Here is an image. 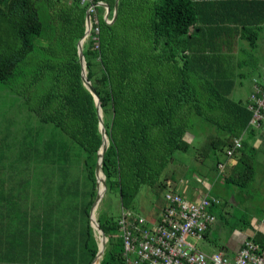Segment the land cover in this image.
<instances>
[{"label":"trees","instance_id":"1","mask_svg":"<svg viewBox=\"0 0 264 264\" xmlns=\"http://www.w3.org/2000/svg\"><path fill=\"white\" fill-rule=\"evenodd\" d=\"M95 2L109 5L111 20L98 5L100 32L97 40L92 33L84 44L88 79L100 98L109 139L102 166L106 193L118 192L123 208L134 211L143 185L165 188L162 175L179 155L194 149L189 132L202 126L217 131L215 139L205 140L203 156L216 158L218 173L223 163L219 156L227 157L234 140L242 138L229 175L221 172L224 182L239 192L233 187L224 199L213 194L221 201L211 208L216 221L226 207L238 203V193L243 203L249 200L246 192L256 178L260 147L255 142L264 133L250 126L248 101L231 94L237 78L246 76L236 71L243 65L238 53L246 43L252 49L258 46L264 0H119L114 20L116 0ZM87 9L80 0H0V82L23 94L41 123L61 129L80 147L90 181L85 247L87 264H93L98 239L90 211L97 196L103 135L78 55ZM31 144L30 154L39 153L38 143ZM44 145L49 156L52 143ZM19 155L26 157L24 149ZM98 218L108 237L101 264H126L120 216ZM247 228H253L250 220ZM256 231L246 239L264 250V233Z\"/></svg>","mask_w":264,"mask_h":264},{"label":"rangeland","instance_id":"2","mask_svg":"<svg viewBox=\"0 0 264 264\" xmlns=\"http://www.w3.org/2000/svg\"><path fill=\"white\" fill-rule=\"evenodd\" d=\"M108 20L111 21L109 18ZM257 45L252 49L246 43L245 51L238 53L237 57L243 62V65L236 71L246 73V76L237 78V85L231 94V97L237 101H248L253 87V79L263 76L264 58L260 56V50L264 49V28ZM25 101L23 94L11 91L4 83L0 82V154L10 152V155L19 156L20 151L24 149L25 164H12V167L17 168L15 172L34 174L31 182L35 188L61 189L62 194L56 196L57 200L55 199L56 212L51 210H47V212L56 214L58 227L61 228L64 250L66 245H73V248L77 249V260L74 258L72 264H87L89 252L85 247V232L86 209L90 199V181L84 170L82 151L61 129L51 124L41 123L39 118L29 111ZM259 132L260 134L264 133V129H260ZM189 135L194 149L188 154L179 155L176 162L164 172L162 178H164L166 186L163 190L151 188L148 185L141 187L134 201L135 213L149 218L156 217L166 202L165 192L169 188H178L179 192L183 195L186 194L189 199H191L190 193L198 194L200 191L222 198H227L233 187L236 192H239L238 187L224 182V173L227 176L231 171L229 163H227L230 159L224 157L225 155L219 156L226 165V171L218 173L215 168L216 158L205 159L203 156L204 147L207 144L205 140L215 139L217 131L197 126L195 131L189 132ZM46 141L52 143L49 156L45 154L44 142ZM32 142L34 145L38 143L39 153L32 150L35 154H30ZM259 146L255 161L256 178L250 182L251 186L246 192L249 200L247 199L243 203L242 196L238 193V203L226 207L224 214L218 217L209 238L192 239L203 251L209 253L219 251L232 233H240L249 229L247 228L248 220L251 221V224L255 222V227H258L259 224L264 225V212L261 211L264 206V192L262 191V186L264 187V139L261 140ZM29 156L33 158L30 159ZM171 175L173 179L170 178ZM106 191L95 213L97 219L106 215L118 217L123 211L120 194L115 191L106 193ZM230 201L234 203L232 198ZM97 239L99 242L98 236ZM75 254L74 250L73 256Z\"/></svg>","mask_w":264,"mask_h":264},{"label":"built area","instance_id":"3","mask_svg":"<svg viewBox=\"0 0 264 264\" xmlns=\"http://www.w3.org/2000/svg\"><path fill=\"white\" fill-rule=\"evenodd\" d=\"M80 2L88 4L90 35L93 33L97 40L100 32L97 6L101 2ZM248 108L252 111L250 126L264 127V69L262 79L254 80ZM241 147L242 138H236L227 151L228 157L232 158ZM224 168L225 164L221 163L220 171ZM165 201L161 212L151 218L123 208L118 223L126 264H264V250L249 239L244 240L234 258L222 251L207 253L192 241L204 239L206 231L215 223L211 208L220 204L217 197L207 194L194 200L169 188Z\"/></svg>","mask_w":264,"mask_h":264},{"label":"crops","instance_id":"4","mask_svg":"<svg viewBox=\"0 0 264 264\" xmlns=\"http://www.w3.org/2000/svg\"><path fill=\"white\" fill-rule=\"evenodd\" d=\"M260 56L264 58V49L260 50ZM261 140L259 138L255 142L256 147ZM25 158L10 155V152L0 154V264H72L74 258L77 260V249L73 245H66L64 250L56 214L47 212L55 211L56 196L62 194L61 189L35 188L31 182L34 174L15 172L17 168L11 165L25 164ZM235 162V157L228 160L229 168ZM225 171L226 168L223 172ZM207 194L202 191L198 194L190 193V198L195 200ZM215 224L209 228L204 239L209 238ZM254 224L253 228L232 233L219 251L234 258L244 240L252 236L256 229L264 233L263 224L258 227ZM74 250L76 254L73 256Z\"/></svg>","mask_w":264,"mask_h":264},{"label":"water","instance_id":"5","mask_svg":"<svg viewBox=\"0 0 264 264\" xmlns=\"http://www.w3.org/2000/svg\"><path fill=\"white\" fill-rule=\"evenodd\" d=\"M118 2H119V0H116L113 20L117 16ZM101 5L104 6L106 9L105 17L109 18V14H110L109 5L107 3H104V2H101ZM90 29H91L90 14L87 12L86 30H85L84 36L82 37V39L78 43V55H79V59H80L81 66H82L81 74H82L83 84L93 94V96L95 98L96 105H97L98 112H99V116H100V130H101V133L103 135V144L99 150L98 161H97V165H96L97 196H96V199H95V201L92 205L91 211H90V225L92 226V228L94 230V234H95L96 238H97V236L99 237L98 252H97V255H96V258H95L93 264L97 260H98L99 264H101V260L103 258V255H104V252L106 249V243L108 241V237L106 236L103 229L100 227V223H99L98 219L95 218V213H96V210L98 209L100 201L102 200L104 193L107 189L106 176H105V173L103 171L102 166H103L105 151L109 146V139H108V135L106 133L104 123H103V111H102V107H101V103H100V98L98 97V94H97L95 88L93 87L91 81L88 79V70H87L86 58H85V54H84V44L90 35ZM102 174H103V177H102Z\"/></svg>","mask_w":264,"mask_h":264},{"label":"bare ground","instance_id":"6","mask_svg":"<svg viewBox=\"0 0 264 264\" xmlns=\"http://www.w3.org/2000/svg\"><path fill=\"white\" fill-rule=\"evenodd\" d=\"M101 8V7H100ZM110 18V17H109ZM119 23V22H118ZM109 29V28H108ZM262 128H264V127H262ZM262 128H260V129H262ZM228 157V156H227ZM233 157H235V156H233ZM232 157V158H233ZM229 158V157H228ZM229 159H231V158H229ZM224 164V163H223ZM225 168H226V165H225ZM225 168H224V170H225ZM223 170V171H224ZM222 171V172H223ZM221 173V172H220ZM206 176V175H205ZM102 177H103V174H102ZM211 178V177H210ZM175 190V189H174ZM221 191V190H220ZM165 192V191H164ZM179 192V191H178ZM151 193V192H150ZM154 193V192H153ZM210 195V194H209ZM230 196V195H229ZM224 199V198H223ZM135 200V199H134ZM134 207V206H133ZM160 207V206H159ZM163 207V206H162ZM135 212V211H134ZM99 219V218H98ZM257 232V231H256ZM215 240V239H214ZM216 242V241H215ZM262 246V245H261ZM233 252H235V251H233ZM106 254V253H105ZM103 259V258H102ZM94 264H99V262H98V260L94 263Z\"/></svg>","mask_w":264,"mask_h":264}]
</instances>
